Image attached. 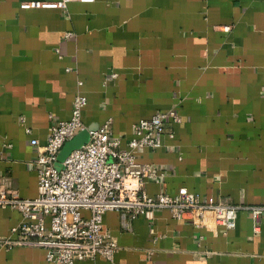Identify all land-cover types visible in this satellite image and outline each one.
Instances as JSON below:
<instances>
[{
    "label": "crops",
    "instance_id": "obj_1",
    "mask_svg": "<svg viewBox=\"0 0 264 264\" xmlns=\"http://www.w3.org/2000/svg\"><path fill=\"white\" fill-rule=\"evenodd\" d=\"M22 1L0 0V176L8 187L36 194L30 139L43 143L80 92L82 122L92 129L109 118L120 147L139 117L170 107L179 115L163 122L160 145L134 149L156 171L146 192L184 186L203 200L264 201V0H69L64 9ZM19 219L0 207V239L15 236ZM101 222L117 244L113 262L95 254L70 264H264V214L257 232L244 209L225 231L165 208L151 219L108 209ZM0 264L50 262L40 246L0 243Z\"/></svg>",
    "mask_w": 264,
    "mask_h": 264
},
{
    "label": "built area",
    "instance_id": "obj_2",
    "mask_svg": "<svg viewBox=\"0 0 264 264\" xmlns=\"http://www.w3.org/2000/svg\"><path fill=\"white\" fill-rule=\"evenodd\" d=\"M69 0H26L19 7H59ZM90 2L92 0H77ZM224 25L223 29H227ZM72 35L66 30L64 37ZM114 71L109 77H115ZM86 97L76 92L67 118L49 124L45 141L36 138L33 168L36 174V194L21 197L4 183L0 176V207L10 206L20 213V219L10 227L15 236H5L6 246L26 244L40 246L50 264H70L74 260L100 254L111 263L117 249L116 241L102 228L101 215L113 209L121 217L141 214L153 217L158 208H165L176 219L191 218L195 225L205 224L209 217L225 231L235 224L237 211L247 210L252 229L259 230L258 219L264 214V201L255 204L230 203L222 199L203 200L196 193L180 186L174 193H148L145 180L156 174L148 162L135 158L136 148L160 145L163 122L178 121L173 107L139 117L131 124L133 135L120 147L118 137L111 136L110 119L95 128H87L81 120ZM86 129L87 138L71 149L56 166L57 153L63 143L78 131ZM28 132L29 128L25 127ZM171 135V133H169ZM82 210L87 214L83 215Z\"/></svg>",
    "mask_w": 264,
    "mask_h": 264
},
{
    "label": "water",
    "instance_id": "obj_3",
    "mask_svg": "<svg viewBox=\"0 0 264 264\" xmlns=\"http://www.w3.org/2000/svg\"><path fill=\"white\" fill-rule=\"evenodd\" d=\"M87 138V130L82 129L75 133L73 137L66 140L61 148L59 149L57 153V161L56 166H59L60 160L63 159V157L73 148L77 147L79 144H81L85 139Z\"/></svg>",
    "mask_w": 264,
    "mask_h": 264
}]
</instances>
